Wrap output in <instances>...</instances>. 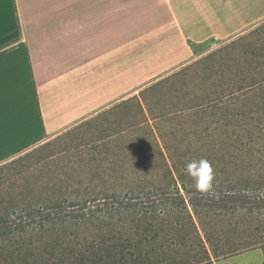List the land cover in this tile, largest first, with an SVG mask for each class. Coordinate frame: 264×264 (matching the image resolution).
<instances>
[{
	"label": "trees",
	"instance_id": "1",
	"mask_svg": "<svg viewBox=\"0 0 264 264\" xmlns=\"http://www.w3.org/2000/svg\"><path fill=\"white\" fill-rule=\"evenodd\" d=\"M247 58L237 63L257 64L264 61V53ZM240 69L232 74L220 66L214 89L193 91V103L186 108L177 109L169 118L168 114L153 116L152 125L145 120L129 127V131L142 126L147 130L141 136L128 133L118 152L107 147L116 141L97 147L102 148L96 152L102 159L92 154L86 164L97 165L96 176L104 175V183L98 184L104 187L99 191L101 198L27 196L24 192L0 196V264H134L136 254L126 249L135 241L187 246L183 264H209L252 248L264 254V237L242 238L236 229L264 203V123L261 114L256 115L262 111L257 100H264V74L255 73L261 76L256 81L257 76H246ZM188 114L199 117L207 131L218 127L220 133L196 139L173 131ZM165 124L172 127L171 132L161 131ZM39 149L1 165L0 170L30 160ZM200 158L210 161L215 172L213 186L205 192L195 190L192 178L184 172L189 161ZM80 161L67 163L76 166ZM28 197L33 200L30 204L23 202ZM238 211L243 213L236 215ZM261 226L264 223L247 224L249 230L242 233L250 229L255 233Z\"/></svg>",
	"mask_w": 264,
	"mask_h": 264
},
{
	"label": "crops",
	"instance_id": "2",
	"mask_svg": "<svg viewBox=\"0 0 264 264\" xmlns=\"http://www.w3.org/2000/svg\"><path fill=\"white\" fill-rule=\"evenodd\" d=\"M261 23L264 0H0V139L13 135L17 74L30 77L42 135L54 137L73 117H63L64 82L72 103L95 74L168 72Z\"/></svg>",
	"mask_w": 264,
	"mask_h": 264
},
{
	"label": "rangeland",
	"instance_id": "3",
	"mask_svg": "<svg viewBox=\"0 0 264 264\" xmlns=\"http://www.w3.org/2000/svg\"><path fill=\"white\" fill-rule=\"evenodd\" d=\"M209 43V50L202 55L168 72L95 74V88H79L77 99L76 91H73L72 103L69 102L71 89L64 88L66 86L64 82L61 88L64 101L63 117L67 118L68 113L73 117L64 121L63 126L66 127L57 137L42 135L32 81L28 74H17L14 84L13 135L0 139V166L17 160L25 154L39 149L44 144L49 142H53V144L47 148L39 149V152L37 151L26 162L16 163L3 171L0 170V196H22L18 194L24 192L27 196L38 193V196H98L97 198H101L102 195L99 194V191H103L104 187L98 184L104 183V175L96 176L97 165L86 164L92 154L102 159L103 156L99 157L102 154L96 153L102 148L96 149L97 147L105 145L104 142L116 141L107 147L118 152L117 150L126 144L128 133L133 136H141L144 134L142 131H145L143 129L147 130L145 126H142L133 127L129 131V127L145 120L152 125L154 124L153 116L168 114L167 118H169L177 109L186 108L190 103H193V91L205 87L214 89L212 83H218L219 68L222 65H225L232 74L241 68L240 70L244 71L246 76H257L256 81L261 78L256 75L257 72L264 74V61L262 60H259V63L262 62L260 65L259 63L253 65L237 63L244 57L250 59L251 53H264V23L251 26L224 42L214 40ZM207 56H212V58L208 60ZM225 58L229 59V63ZM103 80L105 82L101 83ZM163 80H167L165 84L153 88L155 84ZM250 81L251 79L246 82ZM127 100L130 102L124 103ZM137 104H141L142 110ZM257 104L262 111L256 115L261 114L262 123H264V100L258 99ZM76 106L78 120L74 119ZM232 114H235V111ZM193 115L188 114L182 125L175 124L173 131L183 132L196 139L220 133L221 130L218 127L217 129L211 128V132L207 131L205 123ZM198 115L201 116V114ZM212 118L216 119V117ZM161 131L171 132L172 127L165 124L161 127ZM238 132L243 133L242 131ZM107 136L111 137L107 139ZM56 138L59 139L54 142ZM200 142L206 145L204 140ZM170 146L173 147L174 144L170 143ZM184 147H186V143L182 148ZM13 149L15 152H11ZM63 151L66 153H60ZM68 153H72V157H66ZM51 155L54 157L50 158ZM75 159L81 160L76 166L67 163V161ZM109 179L110 177L107 176L106 180ZM49 181H51L50 185H43ZM184 197L188 203V196ZM168 198L174 199V196H168ZM23 202L30 204L33 200L28 197ZM258 207L259 211H255L251 219H245L244 224L235 226L238 229V236H242V238L250 235L264 237V226H261L255 233L252 229L249 233L248 231L242 233L249 230L247 224L264 223V203H259ZM242 213V211H238L236 215ZM238 220L239 217H236V221ZM188 250L187 246L170 245L163 241L150 243L135 241L130 243L126 249L128 252L136 254L134 264H183L187 260L183 254ZM235 256L241 258L238 264L264 263L263 250L260 248L247 249ZM218 261H212L209 264ZM125 264L130 263L126 261Z\"/></svg>",
	"mask_w": 264,
	"mask_h": 264
},
{
	"label": "clouds",
	"instance_id": "4",
	"mask_svg": "<svg viewBox=\"0 0 264 264\" xmlns=\"http://www.w3.org/2000/svg\"><path fill=\"white\" fill-rule=\"evenodd\" d=\"M184 172L193 180L195 190L200 192L208 191L212 188L215 180V172L211 162L205 158L193 159L184 168Z\"/></svg>",
	"mask_w": 264,
	"mask_h": 264
}]
</instances>
